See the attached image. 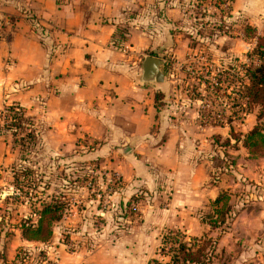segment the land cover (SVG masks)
<instances>
[{"label":"crops","instance_id":"crops-1","mask_svg":"<svg viewBox=\"0 0 264 264\" xmlns=\"http://www.w3.org/2000/svg\"><path fill=\"white\" fill-rule=\"evenodd\" d=\"M156 1L0 0V111L25 108L46 129L41 138L53 156L89 137L106 143L103 154L127 150L120 162L131 166L115 169L122 186L110 193L107 210L93 213L101 224L78 211L71 223L65 216L53 227L48 245L18 233V244L0 245V264H29L19 260L18 246L32 256L43 251L41 264H168L160 254L167 229L212 237L208 264H264V156H250L231 134L232 127L248 133L256 114L233 126L200 124L199 103L174 85L168 63L189 49L172 31L180 10L172 0L173 20L155 19ZM122 28L126 40L116 38ZM146 55L165 60L164 83L142 82ZM222 192L231 205L227 227L212 228L203 218L217 209ZM142 193L149 197L137 207ZM57 228L73 232L80 248L69 252Z\"/></svg>","mask_w":264,"mask_h":264},{"label":"rangeland","instance_id":"rangeland-1","mask_svg":"<svg viewBox=\"0 0 264 264\" xmlns=\"http://www.w3.org/2000/svg\"><path fill=\"white\" fill-rule=\"evenodd\" d=\"M170 1L172 0L156 1V5L158 2L161 8L158 5L153 16L155 19L162 18L170 22L173 20L167 14H171V11L168 10L167 12V7L173 2ZM236 1L233 3L232 16L226 21V25L231 27L229 30L232 29V36H216L214 40L210 41L208 36H205L212 32V28L207 23L214 20L209 17L201 18L196 13L197 9H201L203 5L198 7V0H175L180 15H175L176 18L174 19H176L177 25L172 31L181 41L185 39L189 44V49L187 48V56L182 60L168 56V63L170 72L173 74L171 80L183 93L188 94V90H192L191 93L193 91V94L202 93L203 97L212 100L216 94L211 91L212 88H208V83L211 81L214 84L213 75L224 68L240 67L241 63L247 61L243 55L252 45H248L239 39L235 32L237 29L235 24L238 23L239 19L247 18L252 25H257L255 21L260 25L261 28L257 26L260 32L264 31V22L261 23L262 20L264 21V0H238L239 4L237 3V5ZM210 9L211 6H209ZM198 30L204 34L202 38L195 37ZM194 43L197 44L194 45ZM192 45L194 46L192 47ZM5 109L6 107L0 111V245L5 244V249H8L11 248V245L18 244L14 236L20 233L22 237L20 225L29 218L37 221L38 216L34 215V207L39 209L41 204L37 201L36 195H39L38 198L41 197L43 200L47 195L59 196L64 194V199L68 202V209L62 218L63 220L66 216L65 221L71 223L76 216L72 214L81 211V213H85L86 218L93 219L95 225L101 224L100 217L93 213H97L98 206L102 210L109 208V195L115 191L113 189H116L120 182L121 176L118 171L125 170L117 167H131L125 164L121 166L120 162L124 160L123 156H127V150H122L117 157L108 153L103 154L108 152L104 149L106 144L104 141L84 137L75 141L71 150L67 151L68 153L64 156H53L47 153L41 138V133L43 131L45 133L46 129L44 130L41 125L36 124L25 108L21 107L26 117L33 123L29 129H33L35 138L31 140L26 139L27 133L30 131L27 127L22 132L19 130L15 132L13 127L9 128L6 125L2 119L3 113L4 115L8 114L4 112ZM130 148L131 146H128V149ZM134 157L140 161L143 159L139 154H135ZM110 160L114 161L115 165H110ZM24 167L31 168L33 171L31 187H28L29 184L26 182L21 184L17 182L18 179L26 181L24 177L19 176L18 178V175L24 174ZM42 191L45 194L41 193ZM138 196H142L144 200L141 198L143 201L140 199L139 202H134L137 207L139 206L138 203L142 205L149 197L144 193ZM115 222H117V224L114 223L115 226L118 225L119 221L116 220ZM54 224L53 227L57 224L59 226L61 222ZM59 230L62 231L63 229L57 228V231ZM62 232L61 239L64 241L62 242L66 245L67 250L69 252L78 250L80 247L76 241H72L73 232L68 230ZM20 236H17L18 239ZM30 252L33 253L31 248L21 246L17 248L19 260L28 258L31 261L29 264H41L40 261L44 258L43 251L37 253L36 256L30 255ZM46 264L52 263L47 262Z\"/></svg>","mask_w":264,"mask_h":264},{"label":"trees","instance_id":"trees-1","mask_svg":"<svg viewBox=\"0 0 264 264\" xmlns=\"http://www.w3.org/2000/svg\"><path fill=\"white\" fill-rule=\"evenodd\" d=\"M198 1L197 6L203 5V7L201 9L196 8V13L201 18L205 19L209 17L214 20L208 21L207 24L212 28V32L205 36H208L210 41L214 40L216 36H232V29L229 30L231 27L226 25V21L232 16L235 0ZM209 6H211L210 10ZM235 26L237 28L235 30L237 36L252 45L251 49L243 55L247 61L241 63L240 66L241 82L238 89L240 95L238 104H240L241 110L239 121H244L246 118L245 114L255 113L257 123L246 134L241 131L236 132L232 127L231 134L237 143L243 142L250 156L260 158L264 156V31L260 32L247 18L239 19ZM126 33H128L127 29H118V36L116 38L126 40ZM203 36L204 34L199 30L195 33V37L197 38H202ZM196 44L194 43V45ZM225 95L223 94L224 98ZM162 96L163 93H156V101L159 102ZM4 112L8 114L4 115L3 113L2 119L9 128L13 127L15 132L17 130L22 132L27 127L30 131L27 133L26 139L31 140L35 138L33 129H29V126H32L33 123L26 117L25 112L20 106L10 105L6 107ZM14 140L17 141L16 139ZM23 172L24 174L18 175V178L19 176L24 177L26 181L18 179V184L26 182L29 184L28 187H31L32 169L24 167ZM121 186L122 181L120 180L118 187L113 189V191L120 189ZM41 193L45 194L44 191ZM38 196L36 195L41 208L37 209L34 207V215L38 216L37 221L35 222L33 218H29L19 228L24 239L48 244L53 235V224L62 220L68 209V202L64 199V194L59 196L47 195L43 200L41 197L38 198ZM214 204L217 206V209L214 210V213L205 215L203 221L208 223L212 228L227 227L226 222L231 211V205L228 204L227 192H222ZM130 205L127 208L128 212L131 215L137 214L135 207ZM214 249L215 241L212 237L208 236L190 237L179 229H167L161 236L160 254L169 257L168 264H208L213 256Z\"/></svg>","mask_w":264,"mask_h":264},{"label":"built area","instance_id":"built-area-1","mask_svg":"<svg viewBox=\"0 0 264 264\" xmlns=\"http://www.w3.org/2000/svg\"><path fill=\"white\" fill-rule=\"evenodd\" d=\"M213 78L214 84L211 81L208 83V88H212L211 91L216 94L212 100L203 97L202 93L193 94L194 91L191 93L192 90H188L189 101L199 103L197 117L200 124L224 127L241 123L239 122L241 106L238 104L240 100L238 89L241 82L240 67L218 70ZM223 94H226L225 99Z\"/></svg>","mask_w":264,"mask_h":264},{"label":"water","instance_id":"water-1","mask_svg":"<svg viewBox=\"0 0 264 264\" xmlns=\"http://www.w3.org/2000/svg\"><path fill=\"white\" fill-rule=\"evenodd\" d=\"M165 60L154 56L146 55L142 61L141 80L144 83L162 84L165 82V73L162 67L165 65Z\"/></svg>","mask_w":264,"mask_h":264}]
</instances>
